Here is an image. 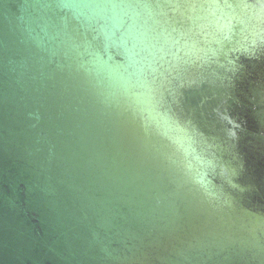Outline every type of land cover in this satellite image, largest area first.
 Returning <instances> with one entry per match:
<instances>
[{
  "label": "water",
  "instance_id": "obj_1",
  "mask_svg": "<svg viewBox=\"0 0 264 264\" xmlns=\"http://www.w3.org/2000/svg\"><path fill=\"white\" fill-rule=\"evenodd\" d=\"M0 264H264V0H0Z\"/></svg>",
  "mask_w": 264,
  "mask_h": 264
}]
</instances>
